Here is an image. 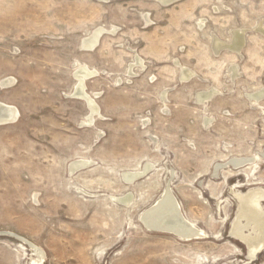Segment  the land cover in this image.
Masks as SVG:
<instances>
[{"label": "rangeland", "instance_id": "1", "mask_svg": "<svg viewBox=\"0 0 264 264\" xmlns=\"http://www.w3.org/2000/svg\"><path fill=\"white\" fill-rule=\"evenodd\" d=\"M263 93L264 0H0V264H264L233 234L242 197L264 213ZM166 188L203 238L142 224Z\"/></svg>", "mask_w": 264, "mask_h": 264}, {"label": "bare ground", "instance_id": "2", "mask_svg": "<svg viewBox=\"0 0 264 264\" xmlns=\"http://www.w3.org/2000/svg\"><path fill=\"white\" fill-rule=\"evenodd\" d=\"M160 1L163 4L167 5L176 0H160ZM102 33H103V30L98 29L91 38L85 40L84 47L87 49L94 48L97 45ZM235 35H236V38L242 37L241 35H239V33H235ZM239 44L242 45V41H239L238 45ZM237 49L239 50V47ZM137 61L138 63H140V59H137ZM94 75H95V72H92L87 67L79 69L75 75L79 84L77 86V90L74 95L84 99L87 102L90 112H91V115L88 120L89 123H92L94 116L100 113V108L97 105L94 98L90 97L89 95L85 93V81L89 78H92ZM192 76H193V72H191L190 70L186 68L183 69L182 79L187 81ZM11 82L12 81L9 80V81H5L3 84L4 86L10 85ZM214 96H215V91H212L209 93L199 94L197 99L199 100V102L202 103V102L212 99ZM260 97H263L262 94L255 96L254 98L258 99ZM252 99H253V96H252ZM19 115L20 113L15 107L0 102V125L11 124L15 122L18 119ZM251 161L252 159H249V158L248 159H238V160L232 161L231 164L235 166L236 168H238L246 164H250ZM87 165H88V162L86 161L75 162L71 165L70 172L73 174L78 169L84 168ZM151 167H152L151 165L147 164L145 168L140 172H135V171L127 172L124 174V178L127 182L132 184V182H134L136 179L144 175L147 171H150ZM172 192L169 188H166V191L164 192L162 198L159 201H157V203H155L151 208H149L142 214L141 216V218L143 219L142 224L144 223L145 226L150 230L158 231L162 233L174 234L176 235V237H179L184 240H194V239L203 238L205 236L204 232L202 230H199L194 224L189 222L184 217L181 211L180 205L177 199L175 198V196H173ZM121 198L122 199L118 198V200H120L121 202L125 204H128L131 200L130 197H127V198L121 197ZM260 198L261 196L258 194H249L248 196L242 197L240 199L239 217L246 221V225L243 226L239 223H235L234 229H233V234L236 237H238V239L240 238L241 240L246 242V244L249 246L251 259L254 258L256 254L259 253L260 251L262 250L264 251V213L259 208ZM260 205H262V202ZM179 210H180V213H179ZM248 226H252L255 232H257V235L255 237L249 238L244 235L243 229ZM18 238L24 242H28L24 238H21V237H18ZM30 245H31L30 247L33 248V251L36 254V260H34L33 264H42L44 257H45L44 251H42L39 247L35 245H32V244Z\"/></svg>", "mask_w": 264, "mask_h": 264}, {"label": "water", "instance_id": "3", "mask_svg": "<svg viewBox=\"0 0 264 264\" xmlns=\"http://www.w3.org/2000/svg\"><path fill=\"white\" fill-rule=\"evenodd\" d=\"M179 213H180V210H179ZM182 216V215H181ZM142 222H143V219H142ZM144 224V223H143ZM145 225V224H144Z\"/></svg>", "mask_w": 264, "mask_h": 264}]
</instances>
